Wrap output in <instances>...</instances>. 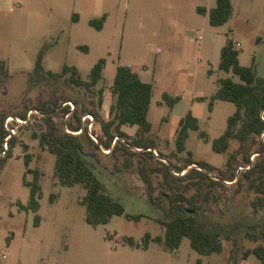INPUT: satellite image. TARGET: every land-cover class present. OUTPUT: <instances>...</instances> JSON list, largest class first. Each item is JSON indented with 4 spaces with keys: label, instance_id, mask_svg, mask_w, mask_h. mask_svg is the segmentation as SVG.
Here are the masks:
<instances>
[{
    "label": "rangeland",
    "instance_id": "1",
    "mask_svg": "<svg viewBox=\"0 0 264 264\" xmlns=\"http://www.w3.org/2000/svg\"><path fill=\"white\" fill-rule=\"evenodd\" d=\"M232 2L231 18L215 26L210 23L209 13L198 12L197 7L204 5L210 10L216 0H0V60L5 62L7 71L0 86V133L5 131L8 115L22 117L30 109L44 113L51 110L48 102L62 108L65 101L72 100L78 114L85 106L106 115L113 101L111 85L120 64H133L141 69L144 80L153 83L148 115L153 128L148 137H138L134 133L137 126L126 125L125 130L133 133L124 137L129 144L115 149L112 146L106 152L97 147L98 137L94 142L83 135L86 148L95 151L111 171L119 172L111 177L95 168L105 190L119 199L127 212L144 216L131 220L115 214L107 223H88L86 206L80 201L87 189L58 181L54 172L56 157L40 143L45 117L33 112L31 122L19 127L10 156L0 155V160L6 159L0 166V264H197L198 257L202 258L201 264H260L255 254L243 259V253L264 242L251 240L245 234L264 226V199L259 200L264 195L255 191L245 174L247 156L250 161L254 156V162L259 159L257 150L262 140L256 137L248 150L240 147L237 139L231 140L227 152L212 148L213 140L225 131L228 117L237 108L234 102L219 99L214 109H209L218 78L232 76L240 81L233 72L219 69L227 35L235 41L241 64L254 65L257 73L264 76V0ZM73 13L81 16L80 21ZM103 13L108 18L99 30L90 20ZM42 49L47 69L61 71L64 64L75 65L86 79L92 66L105 58L104 76L108 81H101L96 88L105 87V106L98 105L94 90L72 85L65 78L30 80ZM209 69H213L212 74ZM164 92L181 95V99L170 107L163 98ZM188 111L198 118L200 130L206 131L209 138L191 129L187 149L178 152L176 135L180 120ZM52 113L59 122L55 124L57 131L62 122L69 123L62 110ZM70 124L77 125L78 121L72 118ZM93 129L102 135L97 122ZM101 139L105 140L103 136ZM138 139L154 140L156 146L152 148L158 155L151 154L147 147H133L131 142ZM188 151H192L193 158L216 166L211 172L217 181L211 184L212 196L209 201H199L197 210L206 228H222L234 237L222 238L221 253L200 254L188 237L176 250L156 241H150L149 248L143 246L147 232L152 236L165 235L158 217L166 215L163 206L169 205V196L162 188L159 170L164 164L174 165L175 170L182 168L177 174L183 175L194 167L186 166L191 156ZM231 153H235L234 169L224 177ZM26 155L31 158L29 166ZM28 167L41 171L39 225L34 224L36 212L19 208V203L27 204L30 197L24 180L34 179V171H28ZM143 167L148 168L154 182L156 202L148 199V186L140 174ZM126 237H133L135 245L123 241Z\"/></svg>",
    "mask_w": 264,
    "mask_h": 264
},
{
    "label": "trees",
    "instance_id": "2",
    "mask_svg": "<svg viewBox=\"0 0 264 264\" xmlns=\"http://www.w3.org/2000/svg\"><path fill=\"white\" fill-rule=\"evenodd\" d=\"M198 12L202 14L209 13L210 23L212 25H221L226 23L232 16L234 5L232 0H217V3L210 10L204 5L197 7ZM107 15L104 14L99 18L90 20V24L97 29H102ZM44 49H42L35 62L33 71L30 72V80L41 81L46 78L59 79L65 78L72 85L85 87L98 97L97 103L101 107L103 105V96L105 87L101 86L98 90L99 83L107 80L104 76L106 64L105 58H100L91 68L88 79L84 78L79 68L75 65L64 64L61 71H53L47 69L43 64ZM219 69L226 72H233L238 75L240 81L234 80L232 76L218 78V88L215 93L210 96L209 109L212 111L216 100H228L236 104V111L228 117V124L225 131L213 140L212 148L217 152H227L232 139H237L240 147L250 149L251 142L257 137L262 140L261 136L264 132V118L262 111L264 110V76L257 73L254 65H242L239 59V50L235 46L234 39L227 35L225 43L221 47ZM209 74L213 73V69H209ZM7 73L5 62L0 60V86L4 80V74ZM108 81V80H107ZM113 101L110 105L109 116L105 118L99 111H91L84 106L80 114H78L77 105L67 119L66 125L71 130H79L82 127V116L85 113H92L97 122L101 125V132L93 131L100 140L97 147L105 149H114L119 145H125L124 137L129 135L122 127L123 125L137 126L135 134L143 138L144 135L152 131L153 125L149 120V110L153 97V83L145 81L138 72L133 70L130 65L120 64L117 66L114 80L112 83ZM163 98L170 107H173L180 99L181 95H172L168 92L163 93ZM205 99V97H200ZM72 101V100H71ZM77 104V103H76ZM50 111H43L45 114V124L39 135L40 143L55 155V176L63 185L73 186L80 184L87 189V193L80 200L86 206V220L93 226L107 223L113 215H124L131 220H139L144 213H129L126 211L124 204L112 194L107 192L103 181L95 171L96 165L91 162L84 154H91L100 157L95 151L88 150L83 135H87L90 140H95L89 134L85 127L81 134H73L65 129V123L62 122V128L57 131L56 123H59L52 111L59 109V105L54 102H48ZM63 117L70 111V106H63L61 109ZM74 115V116H73ZM26 116V114L24 115ZM72 118L78 121L77 125L70 124ZM55 127V128H54ZM199 130V135L208 140V134L204 130H200L199 120L188 111L180 120V127L176 135V149L183 152L187 149L186 142L190 136V130ZM0 133V144L3 143L7 131ZM37 134V132H34ZM37 136V135H36ZM101 136L105 138L103 141ZM120 136L121 139L113 145V139ZM124 139V140H122ZM120 143V144H119ZM259 159L255 162L250 161L247 156L246 176L250 178L251 185L258 194L264 195V142L260 141ZM127 144H129L127 142ZM133 147H152L156 146L154 140H136L131 142ZM15 146L14 138L11 140L10 148ZM113 149V150H114ZM150 151V150H149ZM10 150L7 156L9 155ZM152 154V151H150ZM190 157L186 161V166L196 164L200 168L194 166L183 175L176 174L181 171L175 170V166L164 164L159 170L162 173V188L169 196V205L163 206L166 215L158 217V221L165 227V235L152 236L147 232L144 239V247L147 248L150 241L164 244L170 250H176L181 246L184 237L190 239L191 246L200 254L210 255L215 252L221 253L224 250L222 238L232 239L230 233H226L222 228L209 229L203 225L197 210L199 201H209L212 196V185L217 183L212 178L211 172L216 166L205 161L193 158L192 151H188ZM4 156V157H5ZM235 153H231L227 160V170L224 171V177L228 171L234 169ZM6 159L1 158L0 166H4ZM25 162L29 166L31 158L25 156ZM175 170V172L173 171ZM34 171V179L32 181L24 180V183L30 188V197L27 204L19 203L20 209L33 210L36 212L34 224L39 225L41 216L38 213L40 209V198L43 195L42 186L40 184L39 169H31ZM142 179L148 186L149 201L156 202L154 195L155 187L149 170L146 167L140 169ZM234 175V174H233ZM54 196V195H53ZM52 196V199H53ZM260 197L259 200H263ZM246 236L254 241L264 239V226L259 230L246 231ZM123 241H127L131 245H135L133 237H126ZM139 246V245H138ZM250 254H255L260 264H264V242H259L256 246L244 251L243 259ZM237 259V258H236ZM237 261V260H236ZM197 264L202 263V258H197ZM238 262V261H237Z\"/></svg>",
    "mask_w": 264,
    "mask_h": 264
},
{
    "label": "built area",
    "instance_id": "3",
    "mask_svg": "<svg viewBox=\"0 0 264 264\" xmlns=\"http://www.w3.org/2000/svg\"><path fill=\"white\" fill-rule=\"evenodd\" d=\"M238 45H240V43H237ZM69 105L70 106V111L68 113H66L65 117H69L70 114L72 113V111L75 109V103L71 100H67L65 101V103L62 106H66ZM59 109H61V107H59ZM38 113L41 116H45L44 113H40L38 110H32L30 109L29 112L27 113L26 116H18V115H8L4 121V126L5 129L7 131V135L5 136V139L3 141L2 144H0V155H7L9 150H10V145H11V140L17 136L18 134V129L19 127L23 126V125H28L29 122H31V115L34 113ZM262 117L264 118V110L262 111ZM85 121H88L89 123H86ZM95 125V118L94 115L92 113H85L82 116V127L79 130H71L68 128L67 125H65V129L73 134H81L83 132V130L85 129V127L88 129L89 134L91 135V137L97 142V135L95 133H93V127ZM263 142H264V132L261 136ZM121 139L120 136H116L113 139V145H115L117 143V141ZM124 140V139H122ZM104 151L109 152L111 151V149H105L104 147H101ZM136 149H139L138 147H135ZM148 150L154 152L156 155H158V152L156 151L155 148H148ZM255 157V156H254ZM251 159V161L253 162V158ZM249 166H247V168H249ZM177 174V172H176Z\"/></svg>",
    "mask_w": 264,
    "mask_h": 264
},
{
    "label": "water",
    "instance_id": "4",
    "mask_svg": "<svg viewBox=\"0 0 264 264\" xmlns=\"http://www.w3.org/2000/svg\"><path fill=\"white\" fill-rule=\"evenodd\" d=\"M150 148H152V147H150ZM84 156L86 157V158H88L91 162H93L95 165H96V167L98 168V169H100L101 171H103L104 173H106L108 176H111V177H113V176H116V175H118L119 174V172H113V171H111L107 166H105L97 157H95L94 155H91V154H84ZM190 166H192V165H190ZM193 166H196V167H198V168H200L198 165H196V164H193ZM187 167H189V166H187ZM200 169H202V168H200Z\"/></svg>",
    "mask_w": 264,
    "mask_h": 264
},
{
    "label": "crops",
    "instance_id": "5",
    "mask_svg": "<svg viewBox=\"0 0 264 264\" xmlns=\"http://www.w3.org/2000/svg\"><path fill=\"white\" fill-rule=\"evenodd\" d=\"M216 3H217V0H216ZM95 8H98V7H95ZM99 8H100V6H99ZM92 9V8H91ZM208 9V8H207ZM104 14H106L107 15V13H103L102 15H104ZM101 15V16H102ZM73 16L74 17H76V18H78V20L77 21H80V18H81V16H78V13H73ZM107 18H108V16L106 17V20H107ZM106 20H105V22H106ZM105 22H104V24H105ZM103 27H104V25H103ZM103 29V28H102ZM102 29H99V30H102ZM240 43V42H239ZM132 68H133V70H135L136 72H138L139 73V75L141 76V69H138L136 66H134L133 64H129ZM142 78V77H141ZM143 79V78H142ZM144 80V79H143ZM146 81V80H145ZM150 82V81H149ZM112 86V85H111ZM106 92V91H105ZM216 92V91H215ZM214 92V93H215ZM213 94V93H212ZM211 94V95H212ZM105 101H106V96H105ZM152 103V102H151ZM110 105H111V103H110ZM105 106V102L103 103V107ZM175 106V105H174ZM173 106V107H174ZM151 107V106H150ZM109 109H110V106H109ZM214 109V108H213ZM108 116H109V110H108V113L106 114V115H104V117L105 118H108ZM124 126H126V125H123V127H122V129L125 131V132H127L126 130H125V128H124ZM137 129H138V127H137ZM137 129H136V131H137ZM136 131L134 132V133H136ZM128 134H133V133H130V132H127ZM152 241H154V240H152ZM147 248H149V245H148V247ZM199 258V257H198Z\"/></svg>",
    "mask_w": 264,
    "mask_h": 264
}]
</instances>
